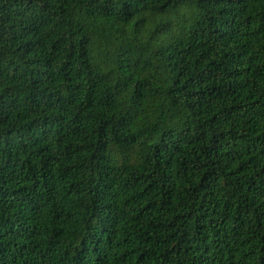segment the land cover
<instances>
[{"label": "trees", "instance_id": "1", "mask_svg": "<svg viewBox=\"0 0 264 264\" xmlns=\"http://www.w3.org/2000/svg\"><path fill=\"white\" fill-rule=\"evenodd\" d=\"M0 264H264V0H0Z\"/></svg>", "mask_w": 264, "mask_h": 264}]
</instances>
